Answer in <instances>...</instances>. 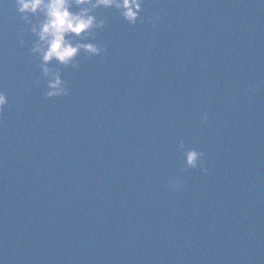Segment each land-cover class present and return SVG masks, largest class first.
I'll use <instances>...</instances> for the list:
<instances>
[{
    "label": "water",
    "instance_id": "water-1",
    "mask_svg": "<svg viewBox=\"0 0 264 264\" xmlns=\"http://www.w3.org/2000/svg\"><path fill=\"white\" fill-rule=\"evenodd\" d=\"M95 15L106 51L79 70L53 61L69 94L48 98L35 36L0 0V260L264 264V3L145 0L136 25Z\"/></svg>",
    "mask_w": 264,
    "mask_h": 264
},
{
    "label": "clouds",
    "instance_id": "clouds-1",
    "mask_svg": "<svg viewBox=\"0 0 264 264\" xmlns=\"http://www.w3.org/2000/svg\"><path fill=\"white\" fill-rule=\"evenodd\" d=\"M264 3V0H261ZM145 0H15V7L22 20L30 26L27 30L35 36L29 53L36 58L44 82V95L48 98L63 97L69 94L67 81L62 79L60 69L49 67L55 61L65 68L71 66L79 70V57L100 56L106 49L96 41L97 32L105 27L106 21L95 13L99 8L115 9L129 25L143 23L145 18ZM161 19L155 15L148 17L154 23ZM20 44L25 43L20 38ZM39 85L40 80L34 81ZM8 104V96L0 91V114ZM207 122V113L201 114ZM182 150L184 165L207 174L204 164L205 153L194 147H187L183 141L178 144ZM167 187L172 191H181L182 183L170 181ZM3 264V260H0Z\"/></svg>",
    "mask_w": 264,
    "mask_h": 264
}]
</instances>
